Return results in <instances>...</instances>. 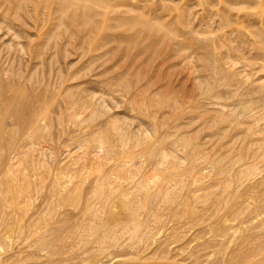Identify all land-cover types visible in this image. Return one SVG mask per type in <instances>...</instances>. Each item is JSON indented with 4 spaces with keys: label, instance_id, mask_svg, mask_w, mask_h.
Returning a JSON list of instances; mask_svg holds the SVG:
<instances>
[{
    "label": "rangeland",
    "instance_id": "374dc122",
    "mask_svg": "<svg viewBox=\"0 0 264 264\" xmlns=\"http://www.w3.org/2000/svg\"><path fill=\"white\" fill-rule=\"evenodd\" d=\"M17 1L0 0V264H263L254 3Z\"/></svg>",
    "mask_w": 264,
    "mask_h": 264
},
{
    "label": "bare ground",
    "instance_id": "6f19581e",
    "mask_svg": "<svg viewBox=\"0 0 264 264\" xmlns=\"http://www.w3.org/2000/svg\"><path fill=\"white\" fill-rule=\"evenodd\" d=\"M16 1H17V0H16ZM27 1H28V0H27ZM102 1H103V0H101V2H102ZM188 1H189V0H188ZM250 1H252V2L254 3V4H253V5H254V6H253V9H252V10H254V13H253V14L251 13L252 16H251V17H248V18H251V19H248V21H249V22H248V23H249V26H245V28H246L247 30H248L249 28H250V30H251V28H252L253 23H252V22H251L252 24L250 23L251 20L253 21L254 19H257V20L259 19V20L261 21V23H262V19H264V0H250ZM17 2H19V1H17ZM96 2L99 4L100 1L98 2V0H97ZM101 2H100V5H99L100 8H101V7L104 8V6H102L103 3L101 4ZM232 2H233V1L223 0L224 6L226 5V6L228 7V9H230V10L232 9V8H231V7H232L231 5H233V4H231ZM14 3H15V2H14ZM206 3H207V2H206ZM218 3H219V2H218ZM22 4H23V3H22ZM22 4H21V5H22ZM98 4H97V5H98ZM116 4H118V3H116ZM116 4H115V5H116ZM203 4H204V3H203ZM113 5H114V4H113ZM207 5H209V4H207ZM220 5H221V4H220ZM246 5H247V4H246ZM246 5H245V6H246ZM17 6H18V9H19V5H17ZM60 6H61V5H60ZM99 6H98V7H99ZM226 6H225V8H226ZM250 6H251V5H250ZM105 7H106V6H105ZM118 7H119V6H118ZM102 8H101V9H102ZM108 8H109V7H108ZM111 8H112V7L110 6L109 10H110ZM113 8H114V7H113ZM115 8H116V7H115ZM225 8H223V9H225ZM243 8H244V6H243ZM245 8H246V7H245ZM142 9H143V8H142ZM228 9L226 8V10H228ZM247 9H251V8L249 7V8H247ZM23 10H24V9H23ZM84 10L88 12V9H84ZM103 10H104V9H102L101 12H100V10H99V11H98V14H99V15L102 14V16H103V15H104V14H103V12H104ZM105 10H106V8H105ZM112 10H113V9H111V11H112ZM114 10H115V9H114ZM128 10H129V8H128ZM232 10H233V9H232ZM24 11H26V10H24ZM106 11H108V9H107ZM106 11H105V12H106ZM111 11H110V12H111ZM116 11H117V9H116ZM228 11H229V10H228ZM110 12H109V13H110ZM114 12H115V11H114ZM119 12H120V11H119ZM126 12H127V9H126ZM229 12H230V11H229ZM250 12H251V11H250ZM106 13H108V12H106ZM115 13H116V12H115ZM117 13H118V12H117ZM117 13H116V14H117ZM141 13H142V11H141ZM141 13H140V15H141ZM153 13H154V12H153ZM225 13H226V12H225ZM225 13H224V14H225ZM73 14H74V13H73ZM98 14H97V15H98ZM119 15H120V14H119ZM119 15H118V16H119ZM125 15H126V14H125ZM136 15H137V14H136ZM226 15H227V14H226ZM226 15H224V16L226 17ZM137 16H139V14H138ZM249 16H250V15H249ZM73 17H74V16H73ZM75 17H76V16H75ZM149 17H150V16H149ZM152 17H153V16H152ZM112 18H113V17H112ZM112 18H111V19H112ZM116 18L118 19V17H116ZM133 18L135 19V21H136V23H137V22H138L137 20L139 19V17H138V19H137L136 17H133ZM133 18H130V19H133ZM141 18H142V17H141ZM231 18H232V17H231ZM72 19H73V18H72ZM108 19H110V17H109ZM114 19H115V18H114ZM122 19H124V18L122 17ZM122 19H121V20H122ZM144 19H145V18H142L143 21H141L140 19H139V20L143 23V22H145ZM223 19H224V18H223ZM226 19H228V18H226ZM226 19L224 20V23H227V20H226ZM96 20H97V19H96ZM73 21H74V20H73ZM112 21H113V20H112ZM128 21H129V20H128ZM133 21H134V20H133ZM146 21H147V20H146ZM263 21H264V20H263ZM117 22L120 23V20L118 19ZM117 22H116V23H117ZM129 22L131 23V21H129ZM129 22H128V23H129ZM147 22H148V21H147ZM256 22H257V21H256ZM77 23H78V22H77ZM111 23H112V22H111ZM114 23H115V22H114ZM258 23H259V22H258ZM112 24H113V23H112ZM138 24H139V23H138ZM75 25H76V24H75ZM75 25H74V26H75ZM86 25H87V24H86ZM114 25H116V24H114ZM114 25H112L113 28L115 27ZM117 25H118V23H117ZM119 25H120V27H121L122 23H120ZM119 25H118V26H119ZM136 25H137V24H136ZM141 25H142V24H140V26H141ZM143 25H145V24L143 23ZM148 25H150V24H148ZM148 25H145V26H143V27L141 26V27L146 29V27H147ZM152 25H153V24H152ZM154 25H155V24H154ZM225 25H226V24H225ZM227 25H228V23H227ZM240 25H241V23H240ZM87 26H88V25H87ZM98 26L100 27V25H98ZM98 26H97V27H98ZM131 26L134 27L135 24L133 25V22H132V25H131ZM131 26H129V28H130ZM262 26L264 27L263 23H262ZM83 27H84V26H83ZM105 27H106V25H105ZM110 27H111V26H110ZM110 27H109V28H110ZM116 27H117V26H116ZM116 27H115V28H116ZM123 27H124V26H123ZM141 27H140V28H141ZM152 27H153V26H152ZM155 27H156V26H154V30H155ZM168 27H169V26H168ZM225 27H226V26H225ZM89 28H90V27H89ZM109 28H107V29H109ZM115 28H114V30H115ZM117 28H119V27H117ZM148 28H149V26H148ZM150 28H151V27H150ZM150 28H149V29H150ZM170 28H171V27H170ZM243 28H244V27H243ZM245 28H244V29H245ZM261 28H262V27H261ZM261 28H260V29H261ZM83 29H84V28H83ZM111 29H112V27H111ZM135 29H136V28H135ZM165 29H169V28H167V27H162V28H160V31H158V32H162V30H165ZM174 29H175V28L170 29V31H172V30L174 31ZM260 29H259V31H258V30H255V29L253 28V31L248 30V32H249V35H250L252 38H254V39L256 38L257 41H258L260 44H263V45H264V29H263V30L261 29L262 31H261ZM122 30H123V29H122ZM124 30H125V28H124ZM146 30H147V29H146ZM146 30H145V32H146ZM152 30H153V29L151 28V32H153ZM156 30H157V29H156ZM254 30H255V32H254ZM85 31H86V30H85ZM85 31H84V32H85ZM92 31H93V30H92ZM147 31H149V30H147ZM233 31H235V28L232 27V28H231V32H233ZM256 31H258V32H256ZM116 32H117V31H116ZM140 32H141V31H140ZM154 32H155V31H154ZM154 32H153V33H154ZM174 32H175V31H174ZM235 32H236V31H235ZM93 33H94V32H93ZM141 33H142V32H141ZM155 33H156V32H155ZM164 33H165V31H164ZM167 33H168V32H167ZM101 34H102V33H101ZM134 34H136V33H134ZM138 34H139V33L137 32L136 35H138ZM144 34H145V33H144ZM151 34H152V33H151ZM151 34H150V35H151ZM165 34H166V33H165ZM236 34H237V32H236ZM243 34H244V33H243ZM102 35H103V34H102ZM131 35H132V34H131ZM153 35H158V34H153ZM166 35H167V34H166ZM170 35H171V34H170ZM126 36H127V35H126ZM133 36H134V35H133ZM141 36H142V35H141ZM130 37H131V36H130ZM134 37H135V36H134ZM162 37H164V36L162 35ZM131 38H132V37H131ZM133 39H134V38H133ZM179 41H180V40H179ZM181 41H182V40H181ZM257 41H256V42H257ZM230 42H231V41H230ZM178 43H179V42H178ZM164 44H165V43H164ZM184 45H185V44L181 42L179 46H184ZM188 45H189V44H188ZM185 46H186V45H185ZM228 46H229V45H228ZM233 48H234V47H233ZM256 50H257V49H256ZM246 62H247V61H246ZM231 64H232V63H231ZM16 98L19 99V100H21V101L23 102L24 95L18 93L17 96H16ZM23 105H24V107L26 108V107L29 105V103L26 101V102L23 103ZM262 262H263V261H262ZM257 264H258V263H257ZM263 264H264V263H263Z\"/></svg>",
    "mask_w": 264,
    "mask_h": 264
}]
</instances>
